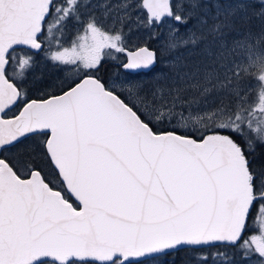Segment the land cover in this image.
I'll list each match as a JSON object with an SVG mask.
<instances>
[{
  "label": "snow or ice",
  "instance_id": "1",
  "mask_svg": "<svg viewBox=\"0 0 264 264\" xmlns=\"http://www.w3.org/2000/svg\"><path fill=\"white\" fill-rule=\"evenodd\" d=\"M82 6L0 0V264H145L182 248L198 264H230L225 253L203 252L220 246L264 260V171L248 158L254 140L264 144V27L237 30L248 8L264 20V0H225L214 11L200 0H141L147 23L173 21V36L195 18L196 31L172 47H203L195 63L173 62L163 84H124L123 98L94 75L104 49L127 51L123 34L90 17L82 43L50 56L74 65L78 82L29 100L32 59L17 49H41L46 27L57 39ZM127 57L125 69L155 62L147 48ZM34 136L45 138L44 153L79 207L40 170L6 155ZM250 227L259 235L241 243Z\"/></svg>",
  "mask_w": 264,
  "mask_h": 264
},
{
  "label": "rangeland",
  "instance_id": "2",
  "mask_svg": "<svg viewBox=\"0 0 264 264\" xmlns=\"http://www.w3.org/2000/svg\"><path fill=\"white\" fill-rule=\"evenodd\" d=\"M200 2L207 6L205 8L206 11H214L213 6L217 2L224 3L225 0H203ZM249 2H256L259 4L260 0H249ZM125 3L129 5L127 9L123 7ZM84 11L89 13L83 14L85 17L81 19L80 23L70 26L69 30L72 32L69 35L70 37H68L66 33H63L62 30V33H57V39L54 40L52 38V33H49L47 29L45 30L44 40L46 48L39 56V62H41L39 69L43 70L48 78L53 76H51L52 73L49 71L46 62L49 61L51 63H57L50 59L52 52L62 51L64 48H71L74 43L79 44L83 42L79 37L85 33V25L90 18L86 17L87 15L95 16V20L98 24L102 25L103 30L109 33L113 32V30L122 32L125 48H138L141 45H145L144 43L151 39L154 40V43H161L162 48H158L161 54L159 62L152 70H150L147 76L144 75L138 78L129 77L125 71L121 70L120 64L124 58L121 52H116L115 50L107 48L103 50L102 61L108 60L111 62L107 64L106 69H104L105 66L103 65V67L100 68L101 72L105 74L107 70L111 72L113 68L119 67L114 73L116 75V78H114L116 82L113 86L117 87L127 96L128 93L123 88L124 84L129 82L140 83L147 91L153 88L158 82L161 84L165 82L164 78L171 74V65L173 62L179 61L191 65L200 59L199 53L203 47L202 44L193 46L191 44L185 45L183 43H178L175 49H171L173 43L186 40L191 32L196 31L197 24L195 18L191 19L187 26L181 27L179 33L173 36L171 31L174 25L173 21H167L163 25H149L147 23L148 15L141 6V0H91V3L85 7ZM257 13L258 9L248 8L246 11L247 19L243 23L237 24V30L242 33H246L251 30L254 34H259L261 28L264 27V20H262ZM181 34L182 36L180 37ZM235 36L236 33L231 32L228 34V39L231 40ZM88 42H91L90 35ZM21 53L24 54V51ZM58 64L70 67L72 66L70 78H74L80 73L74 65ZM67 69L68 68H65V71H63V74H65L66 77ZM10 70H12L11 67ZM54 74V76L59 75L56 71ZM43 78L44 77H40L38 80ZM187 95L191 96L193 94L188 93ZM220 95L223 97L225 103L232 102L231 97L224 96L223 93ZM129 98L132 99V97ZM255 98L256 92H252L249 99L255 100ZM257 143L258 142L254 140V144L256 145ZM256 230L257 232L255 235H259L258 229ZM232 251H234V255L231 254ZM224 253L226 254L227 260L230 261V264H264V260H262L258 254L253 253L250 257H245L239 246H236L235 250L227 249ZM145 264H162V260L159 257L146 259ZM209 264H212L211 259L209 260Z\"/></svg>",
  "mask_w": 264,
  "mask_h": 264
},
{
  "label": "trees",
  "instance_id": "3",
  "mask_svg": "<svg viewBox=\"0 0 264 264\" xmlns=\"http://www.w3.org/2000/svg\"><path fill=\"white\" fill-rule=\"evenodd\" d=\"M203 1V0H200ZM64 0H53V3L56 5L63 4ZM208 2V1H207ZM91 3V0H82V6L79 10V15L76 18H70L65 25L62 26L63 33H66L68 37L72 33L69 28L71 25L78 24L81 22V19L85 17L83 14H87L89 12H85L84 9ZM256 3V2H252ZM258 5V3H256ZM94 12V10H93ZM93 14V13H92ZM86 17H94L93 15H87ZM96 19V18H95ZM66 27V28H65ZM47 27L45 28V30ZM45 35V33H44ZM44 35L41 36V41L44 44L43 49L39 53H33L25 48L19 47L17 49V55L18 56H29L32 59V64L30 70L27 71L24 82H23V89L27 93L28 99L36 98V99H43L48 97L49 95H55L59 94L62 91H65L68 89V86L72 83V81L76 80L78 81V77L80 76V73L77 74L74 78H70V73L72 70V66H64L60 65L58 63H51L46 62V65L49 69V71L52 73L51 76L48 78L43 70L39 69V65L41 62H39V56L45 51L46 43L44 40ZM182 34L180 35V37ZM53 38V37H52ZM56 40V39H54ZM64 40V39H62ZM150 48L155 49L157 54V60L159 62L160 59V50L158 48L161 47V43H154V40H148L144 43ZM185 46V45H184ZM176 47H171V49H175ZM24 54L21 53L23 51ZM44 62V61H43ZM42 62V63H43ZM108 60H103L101 62V65L99 67V71L94 73V75L100 79L102 82H104L103 78L101 77V69L103 65L105 68H107V64H109ZM67 69V77L65 74H63L64 69ZM70 68V69H69ZM116 68H113L110 71H107L108 74L113 76V78H116V75L114 74ZM10 68H9V74H11ZM55 71L59 73L58 76H54ZM34 75V76H33ZM65 75V76H64ZM33 76V77H32ZM44 77L43 79L38 80V78ZM105 83V82H104ZM115 91L118 95H121L122 98L127 96L122 91H120L118 88H115ZM130 99V98H129ZM18 111V109H17ZM161 130H170V126L165 124ZM199 136V133H197V137ZM235 138V137H234ZM44 137H32L31 139L27 140L24 145H19L16 149H13L11 152L6 153L9 158H15L21 165H23L22 170L24 169H38L41 171V175L45 178L46 182H50V187H53L54 189H57L63 193V196L71 201L74 207H79L78 203L73 201L71 197L67 194L64 185L62 184L61 180L59 179V176L57 172L55 171L54 167L52 166L49 158L45 155L44 150L42 148V144L44 141ZM239 139L237 142L239 143ZM257 148L255 145V151L249 155V158H251L254 161V165L257 167V169L264 168V144L257 143ZM234 247H227V246H220L218 248H207L203 249V252L205 253H215V252H221L224 253L227 249H233ZM197 253H195L193 250L188 248H182L175 253H173L170 256L167 257H159L162 260V264H196L197 262Z\"/></svg>",
  "mask_w": 264,
  "mask_h": 264
},
{
  "label": "flooded vegetation",
  "instance_id": "4",
  "mask_svg": "<svg viewBox=\"0 0 264 264\" xmlns=\"http://www.w3.org/2000/svg\"><path fill=\"white\" fill-rule=\"evenodd\" d=\"M104 69H106V68L104 67ZM107 71H108V70H107ZM107 71L105 72V74L102 73V74H101V77L103 78L105 84H106L107 86L110 87V86L115 85L116 80L113 78V76H111L110 74H108ZM148 73H149V72H137V73H127V72H126V74H127L129 77H132V78H138V77H142V76H144V75L147 76ZM239 143H242V146H244L242 140H240ZM257 146H258V145L256 144V148H257ZM248 158H249V157H248ZM249 160H250V162L252 163V167H253L258 173L261 172V171H263L264 168H262V169H261V168H260V169H257V167L254 165V161H253L251 158H249ZM250 224H251V221H250ZM256 232H257V230H256L255 228H251V227H250L249 230L246 231V232L244 233V236L242 237L241 242H242L244 239H247L248 237H250L251 235H255ZM235 248H236V247H234L233 249H228V250H235ZM231 254L234 255V251H232Z\"/></svg>",
  "mask_w": 264,
  "mask_h": 264
},
{
  "label": "water",
  "instance_id": "5",
  "mask_svg": "<svg viewBox=\"0 0 264 264\" xmlns=\"http://www.w3.org/2000/svg\"><path fill=\"white\" fill-rule=\"evenodd\" d=\"M144 9V8H143ZM144 11L146 12V14L148 15V13H147V10L146 9H144ZM41 45H42V47H43V44H42V42H41ZM21 47H24V48H26V49H29V50H31V51H33L34 53H38L41 49H42V47H41V49H39V50H36V49H30V48H28L27 46H21ZM140 48H147V49H149L150 51H152V52H154L155 53V51L153 50V49H151V48H149V47H147V46H145V45H143V46H140V47H138V48H135V49H127L126 48V52H123V54L125 55V57H126V60H125V62L122 64V69L124 70V71H126V72H130V73H136V72H147V71H149V70H151L156 64H157V59H156V53H155V62H154V64L153 65H151L150 67H148V68H141V69H125L124 68V64H126L127 63V60H128V57H127V52H135V51H137L138 49H140ZM65 91H67V90H65ZM61 93H59V94H56V95H60ZM48 98V97H47ZM44 99H46V98H44ZM29 100H32V99H29ZM36 100H39V99H36ZM52 164V163H51ZM52 166L54 167V165L52 164ZM54 169L56 170V172H57V174H58V170L54 167ZM60 178V177H59ZM62 178H60V180H61ZM64 185V184H63ZM64 187H65V190H66V192H67V194L72 198V200H74L76 203H78V201L76 200V198L74 197V195L67 189V187H66V185H64ZM54 190H56V189H54ZM70 202V201H69ZM71 203V202H70ZM79 204V203H78Z\"/></svg>",
  "mask_w": 264,
  "mask_h": 264
}]
</instances>
